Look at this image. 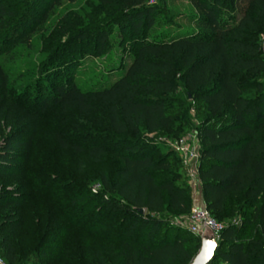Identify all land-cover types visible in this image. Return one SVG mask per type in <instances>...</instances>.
Instances as JSON below:
<instances>
[{
	"label": "trees",
	"instance_id": "1",
	"mask_svg": "<svg viewBox=\"0 0 264 264\" xmlns=\"http://www.w3.org/2000/svg\"><path fill=\"white\" fill-rule=\"evenodd\" d=\"M39 1H31L23 13V20L31 18L16 41L15 48L22 53L34 50V27L50 11L81 0H49L38 18ZM95 1V7L84 5L89 12L65 18L68 28L51 33L49 45L70 33L80 41L94 39L101 50L107 38L101 21L116 27L120 41L126 33L140 36L130 63L118 68L119 78L99 79L87 86L62 74L60 66L67 70L78 66L76 52L68 53L74 60L63 65L55 57L36 63L18 49L0 50V180L24 169L38 120L54 108L84 117L100 111L92 118L88 140L69 141L61 134L55 139L60 149L86 153L94 162L112 156L118 169L102 173L78 200L71 199L73 204L87 201L80 215L99 204L89 221L80 216L74 222L72 212L63 219L53 218L40 230L26 258L18 251L25 199L0 189L1 260L5 264H190L200 237L170 229L162 217L191 214L186 170L181 163H171V154L155 152L145 137L180 136L190 126L191 105L179 102L180 107L169 109L181 73L182 88L204 103L203 116L196 114V119L201 120L197 134L205 207L219 222L241 214L225 225L210 264H264V51L260 47L264 0H188L194 10L187 18L193 30L160 29L161 12L153 0ZM16 17L15 8L0 0L1 40L12 37Z\"/></svg>",
	"mask_w": 264,
	"mask_h": 264
},
{
	"label": "rangeland",
	"instance_id": "2",
	"mask_svg": "<svg viewBox=\"0 0 264 264\" xmlns=\"http://www.w3.org/2000/svg\"><path fill=\"white\" fill-rule=\"evenodd\" d=\"M31 1L37 3L38 0H4L6 5L15 8L17 17L15 23L13 22L15 29L12 37L7 42L0 39V50L11 53L13 49H18L20 54H27L26 52H20L19 47L15 48V45L17 44L16 41L21 39V31H24L23 27H26L27 23L30 22V15L23 20V13L28 6H31ZM47 1L49 0L39 1L36 17H41L47 7ZM153 1L161 12V18L157 20L160 29L172 26L190 30L195 28L187 19L194 13L188 0ZM86 3L89 4L88 7L96 6L95 0H81L73 5L62 6L56 12L50 11L47 19L37 23L34 27L35 31L32 38L33 41L35 40V48L26 57L29 61L32 60L36 63L45 62L49 58L55 57L56 61L58 60L64 65L74 60L68 57L67 54L76 52L75 61L78 66H75L72 70L60 66L61 72L66 76L68 74L72 75L81 84L90 86L99 79L110 78L113 80L119 78L122 70L118 68H124V65L130 63L133 50L140 42V36L135 38L126 33L122 37L123 40L120 41L119 31L116 27L112 24H104L105 22L101 21L102 29L106 31L107 35L101 50L97 49L94 39L80 41L70 33L64 34L56 42L49 45L51 33H62L68 28L65 18L71 20L75 15L80 16L83 12H89L90 9L84 6ZM260 47L264 51V37L260 39ZM180 75L181 73L177 76L178 90L173 99L169 100L172 105L169 109L180 107L179 102L188 106L191 105L190 126L180 136L165 133L145 135L151 141V147L155 152L159 151L161 155L171 154L170 161L175 166L183 163L181 155L174 150L175 143L180 139L184 138L192 149L200 150L201 145L197 130L201 120L196 119V114L199 115L200 113L202 117L204 113L203 101L193 100L192 95L182 88ZM261 83L264 86V79ZM18 87L22 88V85L19 83ZM249 93L253 94L254 90ZM99 115L100 111L95 112L92 117H84L77 112L62 114L58 108L48 110L38 120V127L30 148V158L24 169L22 171H12L10 175L0 180L1 190L25 199L23 205L25 224L18 245V251L22 258H26L32 251L38 233L53 218L63 219L65 215L67 216L69 212H72L76 216L74 222L80 216L82 221H89L98 209L99 204H92L90 210L80 215L79 211L86 206L87 201L83 200L73 204L71 199L78 200L81 193L88 190V187L94 186L102 173L113 174L118 169L117 160L112 156H108L101 162H94L86 153L77 155L70 149H60L55 137L56 134H61L69 141L76 139L88 140L92 130V118ZM91 141H95V138ZM108 149L111 151L110 147ZM189 179L188 183L190 184ZM190 190V200L193 207L194 192L192 188ZM240 215L221 218L220 222L227 225L230 222L237 221ZM162 217L165 218L170 229L190 235L185 223L186 218L167 215V213ZM100 229V227L97 228L98 231Z\"/></svg>",
	"mask_w": 264,
	"mask_h": 264
},
{
	"label": "built area",
	"instance_id": "3",
	"mask_svg": "<svg viewBox=\"0 0 264 264\" xmlns=\"http://www.w3.org/2000/svg\"><path fill=\"white\" fill-rule=\"evenodd\" d=\"M154 2V1H153ZM199 140V139H198ZM174 150L182 157V164L186 170L187 177L190 178V186L194 194L201 190V180L199 177V157L198 149H192L187 141L180 139L174 145ZM188 230L201 238L206 230L213 233L217 241L225 228L221 222L217 221L206 209L205 206L195 204L191 214L186 218ZM0 264H5L0 258Z\"/></svg>",
	"mask_w": 264,
	"mask_h": 264
},
{
	"label": "water",
	"instance_id": "4",
	"mask_svg": "<svg viewBox=\"0 0 264 264\" xmlns=\"http://www.w3.org/2000/svg\"><path fill=\"white\" fill-rule=\"evenodd\" d=\"M139 212L143 214L145 210L141 209ZM200 240V248L190 264H210L215 257L219 244L213 233L206 230Z\"/></svg>",
	"mask_w": 264,
	"mask_h": 264
},
{
	"label": "crops",
	"instance_id": "5",
	"mask_svg": "<svg viewBox=\"0 0 264 264\" xmlns=\"http://www.w3.org/2000/svg\"><path fill=\"white\" fill-rule=\"evenodd\" d=\"M193 198H194L193 205L198 204L201 206H205V202H204L203 195H202V188L201 190H199V192L193 195Z\"/></svg>",
	"mask_w": 264,
	"mask_h": 264
}]
</instances>
